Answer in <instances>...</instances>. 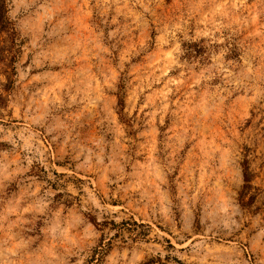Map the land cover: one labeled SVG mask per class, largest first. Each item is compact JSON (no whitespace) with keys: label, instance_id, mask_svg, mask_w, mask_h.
<instances>
[{"label":"clouds","instance_id":"9594fccd","mask_svg":"<svg viewBox=\"0 0 264 264\" xmlns=\"http://www.w3.org/2000/svg\"><path fill=\"white\" fill-rule=\"evenodd\" d=\"M93 10L95 73L79 63L72 28L77 15ZM3 20L11 27L0 31V44L8 36L19 52L15 74L10 69L6 78L0 64V95L9 101L0 105V142L12 145L0 149V264H264V222L257 223L264 200L250 199L254 187L241 195L248 141L234 134V105H255L243 133L252 137L248 155L257 141L264 148V0H0ZM101 37L107 47L97 51ZM145 63L151 78L139 73ZM169 69L177 73L173 98L166 93L158 106L153 100L141 108L151 109L150 129L142 131L138 119L119 123L117 84L128 90L121 117L131 116L139 95L159 81L156 71ZM100 79L107 94L94 86ZM157 115L172 125L159 142ZM86 137L92 147H82ZM184 139L191 162L179 155ZM89 173L114 174L108 183L126 198L139 193L129 215L170 225L172 246L142 243L145 229L119 224L124 214L111 215L118 209L98 198ZM12 184L18 194L9 197Z\"/></svg>","mask_w":264,"mask_h":264},{"label":"rangeland","instance_id":"374dc122","mask_svg":"<svg viewBox=\"0 0 264 264\" xmlns=\"http://www.w3.org/2000/svg\"><path fill=\"white\" fill-rule=\"evenodd\" d=\"M168 4L172 3V0H166ZM21 12H23V5H18ZM91 7V5H89ZM69 12L76 13L75 7H70L68 9ZM116 16L115 12L109 13V19ZM96 17V12L93 10L89 15L83 16V15H77V18L75 20V23L72 25L73 30H75L76 35L74 37L75 41L77 42L79 46V52H77V55L81 56V59L79 63L82 67L85 69H91L92 73L96 72V64L99 63L100 57L97 56L95 59H93V56L90 54V49L92 47V41H90V36L95 33L97 37H99V32L96 31L95 25L93 23L94 19ZM121 23H123L124 18L121 16L120 18ZM10 24L7 22V20L0 21V31L8 32L10 31ZM116 25H113L110 31H115ZM45 31L48 32L49 29L45 27ZM105 36H107V31L105 32ZM46 39H52L55 40V35H50L49 37H46ZM15 41H12L10 37L6 36L3 43L0 44V64L4 65L3 73L5 74L6 78L8 76L9 70L11 69L12 73L15 74L16 69L12 66L16 63L17 59V53L19 52V49L15 48V44H13ZM96 44V50L99 51L101 48H106L107 44L105 43V39L103 37L96 39L94 41ZM110 51V50H109ZM105 57V60H107V54H103ZM231 57H227L226 59H230ZM32 57L29 56V60L31 61ZM139 56H133L131 57V61L133 64H136L137 60H139ZM114 66V65H113ZM164 62L161 61L160 64L157 65V68H163ZM151 72L152 69L148 67L145 64H142L139 66V73L146 74L151 78ZM155 75L159 77V81L156 83H152L150 88H146L144 90V94L139 95V98L135 101V108L131 113V116H128L127 113H125V117H121L120 111L116 112V118L117 121L121 124L125 123V118H127L128 121L136 120L138 119L141 122V130L142 131H148L150 129V125L147 123V120L149 119L146 117V113L150 112V108L144 107L143 111H141V108L145 103H150L153 100L155 101V104L158 106L160 104L161 99L163 96L167 93L168 99H172L175 95V88H176V81L175 76L177 73L169 69L167 75H162L161 71H156ZM169 77H172L171 83L169 82ZM121 79L118 77V80ZM121 84H117V88L119 89V86ZM94 86L98 87L99 90L103 91L105 94H107V88L104 86L103 79L99 80V83L96 84L94 81ZM191 87V85H189ZM10 89V84L5 86V92H8ZM171 90V91H170ZM127 99H128V90L125 85V92H124V101H125V107H127ZM7 97L0 95V105L7 106L8 104ZM115 103L118 105L119 103V96L117 95L115 97ZM124 107V108H125ZM235 112V136L239 139H247V143H244L241 145L243 148V154L245 155V160L242 163V167L244 169V173L247 170V174L249 176L250 181L245 182L241 188V195H243L249 188L254 187L255 193L253 194L250 199H254L256 194L260 195L261 200H264V148H261L259 146V142L257 141V146L255 148L253 155H248L249 152V146L252 143V137L251 134L246 138L244 136L243 130L247 128L251 122L252 118L254 117V109L255 105H246L245 103L241 102L239 104L234 105ZM247 113V115H246ZM9 117L12 116V112H8ZM16 121L13 120V123ZM153 124L156 129V135L155 139L157 142L161 139V134L168 128L172 127L171 122L167 116L164 117V124L161 125L160 123V116L157 115L155 120L153 121ZM174 131H180L179 126H176ZM171 135V132L169 133ZM2 135V134H0ZM111 136H115V133H110ZM148 137H145L141 140V143L147 142ZM204 140L201 139V146L203 145ZM184 149L179 153L181 157L185 159V161L191 162L194 160V156L191 153H188L187 149L189 147V141L187 139L183 140ZM11 143L7 140L4 142H0V149H10ZM47 147V144L45 145ZM82 147L88 148L92 147L91 145V137H86L83 141ZM157 147H159V143H157ZM55 145H53V151H55ZM197 151H199V148H197ZM147 155H151V153H148ZM117 163L120 162V157H116ZM141 164H144L146 162V158L144 156L140 157ZM95 163V161H93ZM108 163V160L105 159V164ZM59 166V165H58ZM125 171H129V169H125ZM54 176H60L65 177L67 176L66 172L62 173H55L53 170ZM89 179L93 181H97L98 183L94 185L97 189H99L98 198H101L104 202H109L113 208L118 209V211L112 213L111 215L119 218L121 213L124 214V219L119 221V224H122L124 226H128L129 224L134 225V223H137L138 225H145V227H140V229H145L144 231H141L139 235L141 237H145L142 241V243L147 244H156L162 248H164V251H167L168 248L172 246L173 240H175V237H172V240H169L168 237L172 236V232L169 230L170 225L166 226L163 221L160 223H157L156 220H153L151 224L148 223V220L145 215H141L139 212H136L134 215H129L130 212H132L133 208L136 207L135 203H133V200L131 199L134 197V199L139 200V193H128V197H125V194L123 192L117 193L115 189L114 184H109L108 180H114L115 175L112 173H109L107 177L98 175L96 173H89L88 174ZM72 178L69 177V180ZM103 182L102 184L99 182ZM231 190L233 192L236 191L235 184L230 185ZM9 197H11L13 192H17L18 189L16 188L15 184H12L10 188L7 189ZM43 195V192L41 193ZM81 195H86L85 193L81 192ZM146 203V201H145ZM129 204H132V208H129ZM127 209V211H126ZM259 210V209H257ZM207 215L212 216L214 215V209L209 207L207 210ZM147 216H151V211H148ZM15 217H11L10 219H14ZM157 219H160L159 214L157 215ZM264 222V216H261L257 219V223ZM114 226L117 225V220L112 221ZM154 225V226H153ZM107 226V225H106ZM135 226V225H134ZM13 233L18 232V229H13ZM163 241V243H162ZM167 245V247H164ZM147 259V258H146Z\"/></svg>","mask_w":264,"mask_h":264},{"label":"trees","instance_id":"16d2710c","mask_svg":"<svg viewBox=\"0 0 264 264\" xmlns=\"http://www.w3.org/2000/svg\"><path fill=\"white\" fill-rule=\"evenodd\" d=\"M13 44H15V42H14ZM119 89L122 90V95H118V96H119V103H118V106H121V105L123 106V107L120 108V114H121V112H123L124 107H125V101H124L125 84H121V85L119 86ZM122 118H123V117H122ZM244 179H245V182H246V183L250 181L249 176H248V174H247V170H246L245 173H244ZM134 225L137 226L138 228H140V227H145V225H138L137 223H134Z\"/></svg>","mask_w":264,"mask_h":264}]
</instances>
